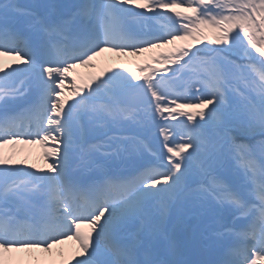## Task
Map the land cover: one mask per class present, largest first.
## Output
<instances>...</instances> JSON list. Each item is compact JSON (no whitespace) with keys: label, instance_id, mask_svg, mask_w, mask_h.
Masks as SVG:
<instances>
[{"label":"snow or ice","instance_id":"obj_1","mask_svg":"<svg viewBox=\"0 0 264 264\" xmlns=\"http://www.w3.org/2000/svg\"><path fill=\"white\" fill-rule=\"evenodd\" d=\"M0 264H264V0H0Z\"/></svg>","mask_w":264,"mask_h":264},{"label":"bare ground","instance_id":"obj_2","mask_svg":"<svg viewBox=\"0 0 264 264\" xmlns=\"http://www.w3.org/2000/svg\"><path fill=\"white\" fill-rule=\"evenodd\" d=\"M161 51L159 50V49H157V50H154L153 52H149V53H145V55L144 56H142V57H138L137 59H138V62H140V61H145V60H147V59H149V60H151L152 59V57L153 56H156L158 53H160ZM101 59H104L105 60V58H101ZM100 59V60H101ZM99 60V61H100ZM140 60V61H139ZM103 63V62H102ZM126 63L129 65V66H131L132 64H137V61H133V62H131L130 60H129V58H127V61H126ZM104 65H101V67H103ZM82 75H87L89 72H87L84 68H81V69H79L78 70ZM68 93V92H67ZM11 146H15V148L16 147H25L24 149H23V151H22V153L21 154H19V155H14L17 159H28V162L29 163H36V162H39V160L40 161H42V157L41 156H39L37 153H36V148H35V145H33V146H31V145H28V144H26V145H22V144H19V145H11ZM11 146H9L7 149H6V151H8V150H12V152L15 150V148H12ZM37 147V146H36ZM37 159V160H36ZM36 161V162H35ZM64 251H66L67 253H70L71 251H73V245L70 243V244H66V245H63V248H62ZM59 250L58 249H56V250H54V254L56 255V256H59Z\"/></svg>","mask_w":264,"mask_h":264},{"label":"rangeland","instance_id":"obj_3","mask_svg":"<svg viewBox=\"0 0 264 264\" xmlns=\"http://www.w3.org/2000/svg\"><path fill=\"white\" fill-rule=\"evenodd\" d=\"M202 46V45H201ZM103 63L105 62L104 60L102 61ZM69 93H70V91H69ZM31 146H33V145H31ZM12 148H15V146H11ZM26 147V146H25ZM25 147H16L15 148V150L12 152V150L10 149V150H8V151H6L7 152V154H9V155H19V154H21L22 153V151H23V149L25 148ZM42 147V146H41ZM35 148H36V153L39 155V156H42V153H41V148H38V147H36L35 146ZM43 157V156H42ZM37 160V159H36ZM36 162V161H35ZM36 164L38 165V166H44V162H41L40 160H39V162H36Z\"/></svg>","mask_w":264,"mask_h":264}]
</instances>
